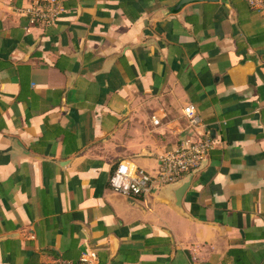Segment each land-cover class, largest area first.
I'll return each instance as SVG.
<instances>
[{
    "label": "crops",
    "instance_id": "obj_1",
    "mask_svg": "<svg viewBox=\"0 0 264 264\" xmlns=\"http://www.w3.org/2000/svg\"><path fill=\"white\" fill-rule=\"evenodd\" d=\"M0 0V264H264V16L244 0ZM214 148L183 194L114 193L196 135ZM159 120L154 124L152 117Z\"/></svg>",
    "mask_w": 264,
    "mask_h": 264
},
{
    "label": "built area",
    "instance_id": "obj_2",
    "mask_svg": "<svg viewBox=\"0 0 264 264\" xmlns=\"http://www.w3.org/2000/svg\"><path fill=\"white\" fill-rule=\"evenodd\" d=\"M244 1L264 16V0ZM21 12L27 16L31 25L51 24L60 17L64 8L58 0H35ZM183 114L189 125L197 129L195 137L184 138L175 148L159 155L158 168L154 174L127 161H119L109 179V186L114 193L126 197H145L156 186L175 184L202 168L214 148V139L209 127L201 122L195 106L188 104L183 108ZM152 121L159 124L154 116ZM43 264H99V259L96 250L86 249L77 261L57 258Z\"/></svg>",
    "mask_w": 264,
    "mask_h": 264
},
{
    "label": "water",
    "instance_id": "obj_3",
    "mask_svg": "<svg viewBox=\"0 0 264 264\" xmlns=\"http://www.w3.org/2000/svg\"><path fill=\"white\" fill-rule=\"evenodd\" d=\"M188 1H190V0H181V3L188 2ZM193 175H194V172H191L190 174H188L185 178H183L179 182H177L175 184H170V185H179V187H180V189H179V195H181V194L184 193V191L188 187V185L190 183V180L192 179V176Z\"/></svg>",
    "mask_w": 264,
    "mask_h": 264
}]
</instances>
